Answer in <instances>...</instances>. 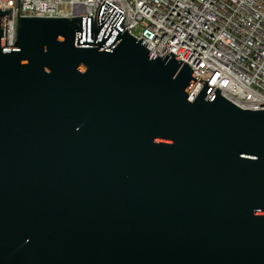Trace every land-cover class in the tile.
<instances>
[{
	"label": "water",
	"instance_id": "obj_1",
	"mask_svg": "<svg viewBox=\"0 0 264 264\" xmlns=\"http://www.w3.org/2000/svg\"><path fill=\"white\" fill-rule=\"evenodd\" d=\"M11 9L0 264H264V109L149 59L107 0L97 20L18 10L6 45Z\"/></svg>",
	"mask_w": 264,
	"mask_h": 264
},
{
	"label": "built area",
	"instance_id": "obj_2",
	"mask_svg": "<svg viewBox=\"0 0 264 264\" xmlns=\"http://www.w3.org/2000/svg\"><path fill=\"white\" fill-rule=\"evenodd\" d=\"M124 12L123 31L147 43L148 58L166 51L242 109H264V0H107ZM103 0H0L12 8L6 45L14 43V16H95ZM99 4V5H98ZM96 11V13H95Z\"/></svg>",
	"mask_w": 264,
	"mask_h": 264
}]
</instances>
